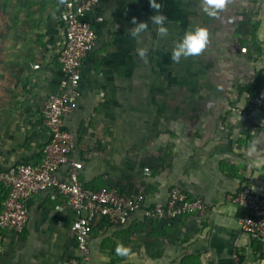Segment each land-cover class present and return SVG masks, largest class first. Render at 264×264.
Listing matches in <instances>:
<instances>
[{
	"label": "crops",
	"instance_id": "obj_1",
	"mask_svg": "<svg viewBox=\"0 0 264 264\" xmlns=\"http://www.w3.org/2000/svg\"><path fill=\"white\" fill-rule=\"evenodd\" d=\"M61 2L30 0L25 14H11L8 50L0 49L8 58L0 67V167L42 160V110L63 81ZM154 3L159 13L149 0H104L89 14L98 39L65 128L75 136L86 187L143 193L147 206L179 188L204 198L208 210L173 221L137 212L121 227L97 219L90 264H233L235 252L243 264H264L263 248L241 231L243 211L232 203L244 186L264 196V113H236L264 87V0H227L215 17L203 0ZM161 13L167 35L149 19ZM134 18L147 22L139 37L131 36ZM195 27L207 30L206 48L173 62L175 44ZM58 178L68 179L67 168ZM3 204L0 194V212ZM27 206L22 235L0 230V264H67L77 253L75 212L51 192ZM118 245L135 256L117 255Z\"/></svg>",
	"mask_w": 264,
	"mask_h": 264
},
{
	"label": "built area",
	"instance_id": "obj_2",
	"mask_svg": "<svg viewBox=\"0 0 264 264\" xmlns=\"http://www.w3.org/2000/svg\"><path fill=\"white\" fill-rule=\"evenodd\" d=\"M103 1L62 0L60 18L65 39L59 64L63 81L59 92L48 98L42 110L45 126L42 160L38 164L21 162L0 167V184L7 196L0 212V230L22 235L30 216L27 203L37 194L51 192L58 195L75 212L77 219L71 230L77 253L67 264H90L89 239L97 219H107L112 225L121 227L137 212H142L149 221H173L208 210L204 198H190L179 188L171 191L165 203L147 206V197L143 193L123 192L109 186L90 189L82 183L80 174L84 164L73 156L75 136L66 130L65 118L78 108L82 68L98 39L88 17ZM256 111L264 113V87L250 96L236 113L245 117ZM63 168H67L66 181L58 178V172ZM232 203L243 211L237 220L241 231L261 245L264 257V196H258L244 186L233 196ZM233 264H243L241 254L234 253Z\"/></svg>",
	"mask_w": 264,
	"mask_h": 264
},
{
	"label": "clouds",
	"instance_id": "obj_3",
	"mask_svg": "<svg viewBox=\"0 0 264 264\" xmlns=\"http://www.w3.org/2000/svg\"><path fill=\"white\" fill-rule=\"evenodd\" d=\"M151 8L156 9L159 13L160 5L154 3V0H149ZM227 0H203V11L210 17H215L218 15L219 10L225 7ZM154 25H157L158 33L162 35H167V28L164 27L167 17L165 15L157 14L149 18ZM132 23L135 27L132 28L131 36L139 37V35L146 29L147 22L136 23L135 18ZM209 35L206 29L201 27H195L190 31H186L180 41H178L171 54V60L175 63H179L182 57L196 56L199 55L208 43ZM139 58L143 59L146 56V51L140 49L137 52ZM115 252L119 256L128 257L131 259L135 256V253L131 251L130 248L118 245Z\"/></svg>",
	"mask_w": 264,
	"mask_h": 264
},
{
	"label": "rangeland",
	"instance_id": "obj_4",
	"mask_svg": "<svg viewBox=\"0 0 264 264\" xmlns=\"http://www.w3.org/2000/svg\"><path fill=\"white\" fill-rule=\"evenodd\" d=\"M29 1L30 0H0V27L2 28V31L0 32V49L1 50H4V49L8 50V38L7 37L9 36V34L7 33H8L10 22L12 21L11 20L12 12L13 11L15 12L16 8L17 9L22 8L25 14V11L29 10ZM6 64H8V58H0V67Z\"/></svg>",
	"mask_w": 264,
	"mask_h": 264
},
{
	"label": "trees",
	"instance_id": "obj_5",
	"mask_svg": "<svg viewBox=\"0 0 264 264\" xmlns=\"http://www.w3.org/2000/svg\"><path fill=\"white\" fill-rule=\"evenodd\" d=\"M0 194H3V200L5 201L7 196L4 187L1 184H0Z\"/></svg>",
	"mask_w": 264,
	"mask_h": 264
}]
</instances>
